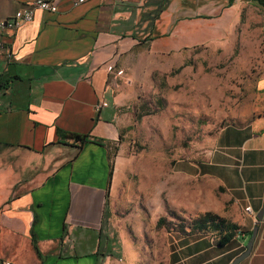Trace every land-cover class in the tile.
<instances>
[{"label": "crops", "instance_id": "0c3cea01", "mask_svg": "<svg viewBox=\"0 0 264 264\" xmlns=\"http://www.w3.org/2000/svg\"><path fill=\"white\" fill-rule=\"evenodd\" d=\"M78 1L59 0L56 13L37 11L32 22L0 33V264H100L108 218L128 204L132 175L142 171L121 140L138 86L166 72L170 56L217 45L252 3ZM27 2L0 0V20ZM257 93L262 114L228 124L208 148H194L172 166L166 154L140 189L158 220L168 207L171 171L185 181L207 180L226 207L221 215L240 227L223 246L211 233L174 232L168 264H233L257 225L251 253L239 264H264V217L257 218L264 206V75ZM102 102L108 106L97 113ZM59 130L89 135V142H61Z\"/></svg>", "mask_w": 264, "mask_h": 264}, {"label": "rangeland", "instance_id": "374dc122", "mask_svg": "<svg viewBox=\"0 0 264 264\" xmlns=\"http://www.w3.org/2000/svg\"><path fill=\"white\" fill-rule=\"evenodd\" d=\"M234 16V28L222 30L217 45L206 42L170 56L166 72L155 71L148 83L144 79L138 86L132 119L121 130V140L142 171L132 175L128 204H118L108 218L101 240L106 255L100 264H168L174 232L182 225L191 229L193 220L206 212H226L209 181H185L171 171L169 196L163 199L165 207L168 200L166 223L159 228L140 189L147 185L150 171H161L166 154L172 166L194 148H208L226 125L263 113L257 83L264 75V11L251 3ZM133 197L140 203L130 202Z\"/></svg>", "mask_w": 264, "mask_h": 264}, {"label": "trees", "instance_id": "16d2710c", "mask_svg": "<svg viewBox=\"0 0 264 264\" xmlns=\"http://www.w3.org/2000/svg\"><path fill=\"white\" fill-rule=\"evenodd\" d=\"M232 1L233 0L230 1V4H232ZM251 2L253 3V5L259 7L264 11V0H251ZM145 114H151V113L148 112ZM138 117H140V115ZM58 135L60 141L65 143L72 141L74 144L83 145L89 142L88 141L89 135L67 132L63 130H59ZM117 150L118 148L115 146L113 150L109 151V162H110L109 186L111 184L113 177L114 161H115L114 159ZM108 193H109V189H108ZM106 205H107V212L109 213V208H108L109 194H107ZM165 223H166V218L162 216L157 220V227L161 228L163 225H165ZM177 232L183 235H198V234L211 233L215 236L217 244L223 246L228 242H230L235 236L239 234L240 227L222 215L212 212H206L200 215L197 219L193 220L191 229H186V227L182 225L181 229L178 230ZM34 247L35 250L38 252V248L36 247V245Z\"/></svg>", "mask_w": 264, "mask_h": 264}, {"label": "built area", "instance_id": "2783aa9c", "mask_svg": "<svg viewBox=\"0 0 264 264\" xmlns=\"http://www.w3.org/2000/svg\"><path fill=\"white\" fill-rule=\"evenodd\" d=\"M84 0H79L78 4ZM59 0H28L27 4L19 9L11 18L0 20V33L5 30L17 29L22 23L32 22L35 18L37 11L56 13L58 11ZM123 71H117V75L120 76ZM105 102L99 103L95 111L100 113L101 109L107 107ZM247 213H251V208H246ZM2 264H10V262H4Z\"/></svg>", "mask_w": 264, "mask_h": 264}, {"label": "water", "instance_id": "95a60500", "mask_svg": "<svg viewBox=\"0 0 264 264\" xmlns=\"http://www.w3.org/2000/svg\"><path fill=\"white\" fill-rule=\"evenodd\" d=\"M264 217V206L262 208V210L260 211V213L258 214L257 218H258V221H261ZM257 233H258V225L254 228V230L252 231V235H251V238L249 239L247 245H246V250L236 258V260L234 261L233 264H239L243 259L247 258L250 253H251V250H252V247H253V244H254V241L257 237Z\"/></svg>", "mask_w": 264, "mask_h": 264}]
</instances>
